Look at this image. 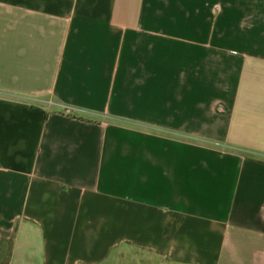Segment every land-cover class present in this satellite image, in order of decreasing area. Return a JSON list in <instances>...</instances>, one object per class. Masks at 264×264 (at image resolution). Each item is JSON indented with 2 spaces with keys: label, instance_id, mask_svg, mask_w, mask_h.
<instances>
[{
  "label": "crops",
  "instance_id": "0c3cea01",
  "mask_svg": "<svg viewBox=\"0 0 264 264\" xmlns=\"http://www.w3.org/2000/svg\"><path fill=\"white\" fill-rule=\"evenodd\" d=\"M0 231L6 264H264V0H0Z\"/></svg>",
  "mask_w": 264,
  "mask_h": 264
},
{
  "label": "rangeland",
  "instance_id": "374dc122",
  "mask_svg": "<svg viewBox=\"0 0 264 264\" xmlns=\"http://www.w3.org/2000/svg\"><path fill=\"white\" fill-rule=\"evenodd\" d=\"M9 241H10V235L7 233H3L0 231V264H5L6 262V255L9 250ZM134 255V252L130 253L129 256ZM115 264V263H111Z\"/></svg>",
  "mask_w": 264,
  "mask_h": 264
},
{
  "label": "trees",
  "instance_id": "16d2710c",
  "mask_svg": "<svg viewBox=\"0 0 264 264\" xmlns=\"http://www.w3.org/2000/svg\"><path fill=\"white\" fill-rule=\"evenodd\" d=\"M1 232H3V231H1ZM3 233H5V234H7L6 232H3ZM9 235H10V241H9V250H8V253H7V255H6V262H5V264L7 263V260H8V255H9V253H10V249H11V247H12V245H13V235L11 234V233H8Z\"/></svg>",
  "mask_w": 264,
  "mask_h": 264
}]
</instances>
